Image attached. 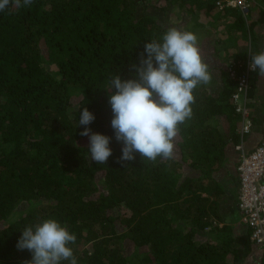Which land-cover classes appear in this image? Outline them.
Wrapping results in <instances>:
<instances>
[{
    "label": "trees",
    "instance_id": "obj_1",
    "mask_svg": "<svg viewBox=\"0 0 264 264\" xmlns=\"http://www.w3.org/2000/svg\"><path fill=\"white\" fill-rule=\"evenodd\" d=\"M217 1L33 0L0 11V264L31 260L18 240L47 218L75 234L77 264H242L251 257L232 226L216 223L224 220L217 173L228 142L221 120L234 129L238 120L237 82L227 68L215 96L217 66L208 65L211 79L194 89L192 116L179 125L170 159L136 153L119 163L123 144L111 127L110 79L135 78L145 44L160 42L169 28L188 25L198 40L205 27L207 35L217 31L216 44L225 38L245 47L230 52L226 67L246 59L255 25L264 26V0H249L248 23L240 9L219 10ZM255 90L251 83L253 100ZM85 107L96 119L78 126ZM85 127L111 137L106 164L90 158Z\"/></svg>",
    "mask_w": 264,
    "mask_h": 264
},
{
    "label": "clouds",
    "instance_id": "obj_2",
    "mask_svg": "<svg viewBox=\"0 0 264 264\" xmlns=\"http://www.w3.org/2000/svg\"><path fill=\"white\" fill-rule=\"evenodd\" d=\"M33 0H0V11L10 5L30 6ZM146 54V55H145ZM249 68L264 76V51L250 54ZM135 78L122 79L118 74L110 79L109 104L113 113L111 127L115 139L123 144L119 163L135 159H170L179 125L192 116L194 89L208 83L211 75L204 61L197 35L177 27L169 28L161 41L152 40L140 53L138 65H133ZM96 119L87 107L80 112L78 126H88ZM81 136L89 137L90 158L106 164L113 150L111 137L92 132L85 127ZM76 241L67 225L56 218H47L22 230L19 250L27 249L32 259L25 264H77L71 247Z\"/></svg>",
    "mask_w": 264,
    "mask_h": 264
},
{
    "label": "crops",
    "instance_id": "obj_3",
    "mask_svg": "<svg viewBox=\"0 0 264 264\" xmlns=\"http://www.w3.org/2000/svg\"><path fill=\"white\" fill-rule=\"evenodd\" d=\"M258 12V9H254L255 15H252V21L256 22V14ZM246 16H251L250 13ZM250 21H246L248 23ZM255 32V38L258 42L257 48L261 51H264V26L261 24L255 25L254 27ZM232 31V30H231ZM233 32V31H232ZM235 34V33H233ZM236 35V34H235ZM216 38L215 37H209L208 40H205L203 44L201 43V48L205 50L204 58L206 60L207 65H210L211 67L217 66V70L214 72L222 70L226 71L227 64L225 63V60L227 58L231 57V53L237 54L240 53L244 48L237 46L236 48L229 44L225 38L220 41V44H216ZM250 47V53L246 57V59L243 61V58H239V60L236 63H241V71H245L246 67V60L249 58L250 54H252V46ZM240 47V48H239ZM258 50V52L260 51ZM231 52V53H230ZM235 52V53H234ZM230 53V54H229ZM251 59V57H250ZM218 62V63H217ZM234 63V62H233ZM232 63V64H233ZM223 65V66H222ZM238 71V70H237ZM252 84L257 82L255 94L253 96L254 99H257V95L259 97H264V76H259L258 72H252ZM216 84L221 77V74L219 77H217V74H215ZM219 78V79H218ZM220 81V80H219ZM217 96V94H215ZM264 103V101H263ZM253 106V105H250ZM252 109V119L254 120V127L250 134L245 136L244 138H241V135L239 133L240 127H241V118L238 115L237 120V126L234 129L228 121H223L221 129L223 130V133L226 135L227 139V146L225 151V161L221 167H219L218 173H217V180L220 181L224 185V191L219 197L220 202V212L223 217V221H217V225L219 227L223 226H232L235 231L236 239L240 244H246L248 243V249L252 254H254L253 249L256 247L251 240H250V229L243 224L240 217V212L238 208V199H239V177L237 173V165L239 164L240 158H241V151L237 149L240 145L242 146L243 151L249 152L253 150L257 145L260 144L262 140V126H261V118L264 116V108L258 109V111L255 109V107ZM222 121V120H221ZM238 138V141H235L232 137ZM221 168V169H220ZM215 223V224H216ZM251 247H253L251 249ZM260 248V247H259ZM251 254V255H252ZM264 255L261 256L260 263L263 259Z\"/></svg>",
    "mask_w": 264,
    "mask_h": 264
},
{
    "label": "built area",
    "instance_id": "obj_4",
    "mask_svg": "<svg viewBox=\"0 0 264 264\" xmlns=\"http://www.w3.org/2000/svg\"><path fill=\"white\" fill-rule=\"evenodd\" d=\"M216 8H238L244 16L250 13L249 0H218ZM250 56L246 60L245 71L239 73L241 63H233L227 67V72L235 78L237 86L232 95V103L236 113L241 118L240 135L244 138L254 127L252 109L249 105V90L252 83V72L249 68ZM264 111V110H263ZM263 130L262 140L253 150L245 152L240 145L241 158L237 165L239 177L238 208L241 221L250 230V240L257 247L264 249V116L261 118Z\"/></svg>",
    "mask_w": 264,
    "mask_h": 264
},
{
    "label": "rangeland",
    "instance_id": "obj_5",
    "mask_svg": "<svg viewBox=\"0 0 264 264\" xmlns=\"http://www.w3.org/2000/svg\"><path fill=\"white\" fill-rule=\"evenodd\" d=\"M170 15V17H172V14H169ZM249 16H244V19L246 20V21H249ZM167 25H170L169 23H166ZM175 27H177V28H180V26L178 25V26H175ZM188 28V25L187 26H184L183 27V30H188L187 29ZM205 29H207L206 27H205ZM205 29H201V31H202V33H203V35L201 36V38L199 39V45H200V47H201V43L203 44V42H205V40H206V38H209V37H215L216 35H217V31H216V34L215 33H213V32H210L209 33V35H207L206 33H205ZM218 37H220V38H222L221 37V35L218 33ZM228 38H231L230 36H228ZM222 41V40H221ZM231 41H233L234 42V40L232 39ZM247 45H245V46H247L248 47V52H247V54H249L250 53V41L249 42H247L246 43ZM236 45H239V42H237L236 43ZM251 45H252V43H251ZM257 46H258V42L257 41H254V44H253V46H252V51H254V52H256L257 51ZM240 47H242L243 48V46L242 45H240ZM201 49V54H202V57H203V59H204V61L206 62V60H205V58H204V53H202V52H205V50L203 49V48H200ZM246 50V51H247ZM255 54V53H254ZM218 63V62H217ZM210 66V65H209ZM223 66V65H222ZM211 67V66H210ZM227 68V67H226ZM215 74H217V77H219L220 76V74H221V72L220 71H217V72H215ZM219 79V78H218ZM220 80V79H219ZM218 80V82H217V86H215V85H213L212 87H211V89H210V91L215 95V94H217L218 95V93L221 91V89H222V84H221V81H219ZM255 86H258L257 85V82H256V84H255V82L253 83ZM257 88V87H256ZM263 101H264V97L263 96H261V97H259L258 95H257V99H251L250 97H249V105H253V108L255 107V109L258 111V109L260 110V109H263L264 108V103H263ZM223 121H225L224 119H222V123H223ZM221 126H222V124H221ZM221 169V168H220ZM253 247H251V249H252ZM249 250V249H248ZM249 252H250V250H249ZM253 252H254V254H252L251 255V257H248L246 260H244L243 261V263L242 264H260V259H261V256H263L264 255V249L263 248H259V247H254V249H253Z\"/></svg>",
    "mask_w": 264,
    "mask_h": 264
}]
</instances>
